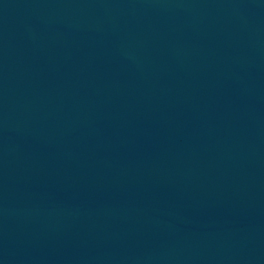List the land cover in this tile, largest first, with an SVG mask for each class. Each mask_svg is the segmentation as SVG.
<instances>
[{"label": "water", "instance_id": "95a60500", "mask_svg": "<svg viewBox=\"0 0 264 264\" xmlns=\"http://www.w3.org/2000/svg\"><path fill=\"white\" fill-rule=\"evenodd\" d=\"M0 264H264V0H0Z\"/></svg>", "mask_w": 264, "mask_h": 264}]
</instances>
